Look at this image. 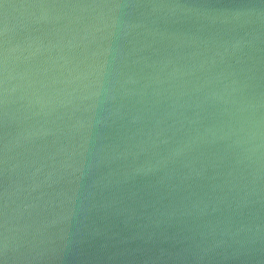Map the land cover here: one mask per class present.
<instances>
[{
  "label": "water",
  "instance_id": "obj_1",
  "mask_svg": "<svg viewBox=\"0 0 264 264\" xmlns=\"http://www.w3.org/2000/svg\"><path fill=\"white\" fill-rule=\"evenodd\" d=\"M0 264H264V0H0Z\"/></svg>",
  "mask_w": 264,
  "mask_h": 264
}]
</instances>
